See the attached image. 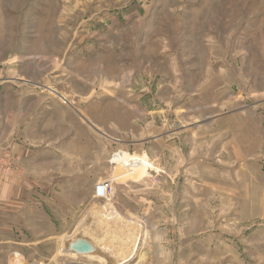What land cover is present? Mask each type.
<instances>
[{
  "label": "rangeland",
  "instance_id": "1",
  "mask_svg": "<svg viewBox=\"0 0 264 264\" xmlns=\"http://www.w3.org/2000/svg\"><path fill=\"white\" fill-rule=\"evenodd\" d=\"M95 207L110 264H264V0H0V264H102Z\"/></svg>",
  "mask_w": 264,
  "mask_h": 264
},
{
  "label": "bare ground",
  "instance_id": "2",
  "mask_svg": "<svg viewBox=\"0 0 264 264\" xmlns=\"http://www.w3.org/2000/svg\"><path fill=\"white\" fill-rule=\"evenodd\" d=\"M115 160H117V159H115ZM121 160H123V161L120 163H126L128 161V156L125 155L124 157H122ZM136 160H137V158H136ZM134 169H135V167L133 166V167L129 168L127 170V172L125 171L126 173L124 172V174H122V175H117V176H115V178L112 177L111 180L116 179V178L121 177V176L134 174ZM139 169H140V167H139ZM139 179H141V178H139ZM104 209H105L104 207H95L92 209L93 215L97 216L98 219L103 221V223L101 222L99 225L100 229L98 228L100 232L97 231V229L94 227L95 224L90 225L89 222L85 223L83 221L80 224V225H82V227L78 228L76 230L77 231L76 233L79 234L78 235L79 239H77L79 241H77L76 244L79 242H83V241L87 242L91 246V250L77 252L75 250V247H74V246H76L75 242L72 244L71 241H68L65 238H63V239H61V252H62V254L72 255V256H76V257L81 256V257L88 259V260H94V261H98V262L102 261V264H104L105 262L107 264H110L109 261H111L112 259L109 255V253H110L109 250L112 251L111 253L114 257H116V255H119V257L121 259H124V258H127L128 256H130L132 254V250L135 247V245H139V244L141 245L137 230L134 231L130 228H127L126 225L124 224V222L121 220H120V222H122V223L115 222L114 218L117 217V216H115L116 214L109 217V214L103 213ZM116 219H118V218H116ZM112 220H113V222L109 223ZM90 226L92 227V229H90L92 232L89 233L87 231L86 227L88 228ZM110 228H112L113 230H110ZM130 230H131V232H130ZM127 232H129L128 235H127ZM128 245H129V247H128ZM113 246H116V249ZM122 246H124L125 248ZM108 248H109V250H107ZM126 248H128V249H126ZM124 262H126V261H124Z\"/></svg>",
  "mask_w": 264,
  "mask_h": 264
},
{
  "label": "built area",
  "instance_id": "3",
  "mask_svg": "<svg viewBox=\"0 0 264 264\" xmlns=\"http://www.w3.org/2000/svg\"><path fill=\"white\" fill-rule=\"evenodd\" d=\"M110 183L111 179H104L97 182L94 187L95 196L98 198H105L107 196Z\"/></svg>",
  "mask_w": 264,
  "mask_h": 264
},
{
  "label": "water",
  "instance_id": "4",
  "mask_svg": "<svg viewBox=\"0 0 264 264\" xmlns=\"http://www.w3.org/2000/svg\"><path fill=\"white\" fill-rule=\"evenodd\" d=\"M79 252L91 250V246L87 242H79L74 246Z\"/></svg>",
  "mask_w": 264,
  "mask_h": 264
}]
</instances>
